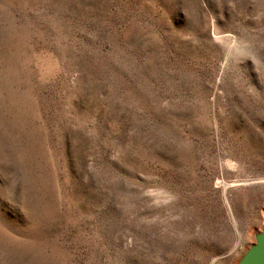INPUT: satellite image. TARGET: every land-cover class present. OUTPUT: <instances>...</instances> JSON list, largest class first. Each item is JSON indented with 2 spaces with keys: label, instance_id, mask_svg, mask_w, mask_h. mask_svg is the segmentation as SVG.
Instances as JSON below:
<instances>
[{
  "label": "rangeland",
  "instance_id": "obj_1",
  "mask_svg": "<svg viewBox=\"0 0 264 264\" xmlns=\"http://www.w3.org/2000/svg\"><path fill=\"white\" fill-rule=\"evenodd\" d=\"M264 221V0H0V264H237Z\"/></svg>",
  "mask_w": 264,
  "mask_h": 264
},
{
  "label": "water",
  "instance_id": "obj_2",
  "mask_svg": "<svg viewBox=\"0 0 264 264\" xmlns=\"http://www.w3.org/2000/svg\"><path fill=\"white\" fill-rule=\"evenodd\" d=\"M237 264H264V221L260 233L254 237V244L247 249Z\"/></svg>",
  "mask_w": 264,
  "mask_h": 264
}]
</instances>
